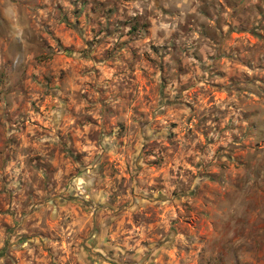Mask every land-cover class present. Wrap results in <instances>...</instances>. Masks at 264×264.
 <instances>
[{
  "label": "rangeland",
  "instance_id": "obj_1",
  "mask_svg": "<svg viewBox=\"0 0 264 264\" xmlns=\"http://www.w3.org/2000/svg\"><path fill=\"white\" fill-rule=\"evenodd\" d=\"M0 264H264V0H0Z\"/></svg>",
  "mask_w": 264,
  "mask_h": 264
}]
</instances>
